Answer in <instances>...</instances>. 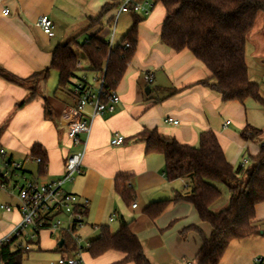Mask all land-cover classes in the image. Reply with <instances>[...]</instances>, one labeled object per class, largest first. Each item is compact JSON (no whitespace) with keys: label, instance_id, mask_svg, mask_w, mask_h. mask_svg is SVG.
<instances>
[{"label":"crops","instance_id":"1","mask_svg":"<svg viewBox=\"0 0 264 264\" xmlns=\"http://www.w3.org/2000/svg\"><path fill=\"white\" fill-rule=\"evenodd\" d=\"M112 1H116V5L103 16L100 24L90 28L89 19L97 17ZM124 2L0 0V69L21 80L31 79L50 67L52 53L58 45L78 36L81 41L95 36L117 46L133 25L134 14L120 12ZM5 9L9 10L8 15L3 14ZM138 15L142 21L138 27L136 51L114 90L120 103L114 112L92 119L89 135L81 136L85 147H72L66 136L67 120L75 105L71 90L60 88L59 74L51 70L47 80L40 79L24 86L0 76V148L5 149L9 159L21 163L26 176L32 175L31 180L38 181L62 178L68 156L85 148L84 174L64 185L65 192L88 203L84 225L77 235L92 241L98 238L101 227L115 234L123 219L140 241L150 264H185L195 260L203 237L209 238L213 229L200 220L188 202L171 203L155 219L144 213L149 205L173 200L177 193L186 192L190 182L187 179L168 181L164 157L146 154V145L138 137L146 130H156L180 144L198 147L200 135L211 131L228 162L237 168L242 156L247 155L249 159L257 156L264 144L262 138L244 140L241 131L246 126L264 130V117L253 103H249L250 99L244 103L225 102L219 93L200 83L211 76L201 61L188 50L177 52L162 43L160 33L165 17L162 5L154 6L149 13L142 10ZM41 16L53 21V37L45 35L37 26ZM258 43L261 44L258 56L263 57L264 16L259 14L248 36L246 62L248 45L254 46L256 54ZM88 70V63L79 59L74 80L85 78L93 90H98L99 75L92 71L86 73ZM145 75H150L151 83L144 81ZM33 86L36 95L20 107L30 97ZM92 112L93 108L88 106L84 114L89 118ZM169 118L177 120L178 125L168 123ZM115 134L123 136L125 141L112 146L110 140ZM36 144L47 154L44 177L39 176V164L31 156ZM118 176L130 177L129 186L135 194L131 205H127L115 189ZM2 205L12 210L2 209ZM261 205L264 203L256 207L257 222L262 217L258 213ZM18 206V192L12 184L0 190V239L10 235L19 225ZM45 232L47 247L44 249L54 247L55 236L63 239L66 234L41 231L34 247L41 249L40 235ZM66 244L67 256L61 259L75 256L73 244L68 240ZM124 258L125 254L118 251H108L98 257L84 252L79 264H115Z\"/></svg>","mask_w":264,"mask_h":264},{"label":"trees","instance_id":"2","mask_svg":"<svg viewBox=\"0 0 264 264\" xmlns=\"http://www.w3.org/2000/svg\"><path fill=\"white\" fill-rule=\"evenodd\" d=\"M149 2L151 8L162 5L165 17L161 28V41L174 51L188 50L201 61L211 76L200 82L222 96L225 102L244 103L253 99L264 107V97L260 86L251 81L246 62L248 36L252 32L257 15L264 13V0H135ZM116 5V1L106 4L101 13L90 18V28L100 24L103 16ZM133 25L121 42L113 47L95 36L81 41L80 36L58 45L52 53L50 67L28 80L16 78L0 69V76L14 84L24 86L38 80H47L51 70L59 74L60 88H67L76 78L79 70L80 50L87 60L89 70L103 77V91H114L122 80L130 64L138 40V27L142 18L133 13ZM130 43L131 49H124ZM36 95L34 86L24 106ZM246 141L264 138V130L246 126L241 131ZM138 140L146 145V154H160L165 160V175L168 181L187 179V191L177 193L173 200L149 205L144 213L150 218L159 217L171 203L188 202L193 205L200 220L209 224L213 232L209 238L203 237L202 246L191 264H220L230 244L248 238L259 232L256 221V207L264 203V144L260 153L249 159L247 166L234 168L227 160L216 135L203 132L198 147L178 143L162 136L158 131H144ZM33 159H40L38 174L44 177L47 168L46 151L38 144L31 151ZM130 177L118 176L115 189L122 200L131 205L134 191L129 186ZM231 182L229 206L220 212H213L212 205L222 196L215 183ZM9 187L10 181L4 180ZM43 231H46L44 229ZM73 241H72V240ZM61 250L68 242L77 244L72 234L66 233ZM35 243L33 244V246ZM31 249L13 248L8 244L3 250L5 264H22ZM108 251H118L125 258L115 264H150L144 255L138 238L130 230L129 223L121 220L117 233L112 234L107 227H101L98 238L91 241L87 250L92 257Z\"/></svg>","mask_w":264,"mask_h":264},{"label":"built area","instance_id":"3","mask_svg":"<svg viewBox=\"0 0 264 264\" xmlns=\"http://www.w3.org/2000/svg\"><path fill=\"white\" fill-rule=\"evenodd\" d=\"M151 4L149 2H137L135 0H125L120 8V12L140 13L142 10L149 13ZM4 15L9 14V10L3 11ZM37 26L42 29L48 37L54 36V24L48 16H41L37 21ZM112 46V43H109ZM124 49H131L130 43H126ZM146 83H151L150 75L144 76ZM99 89L93 90L85 78L75 81L71 88V95L75 108L70 112L67 120L66 136L70 140L72 147L86 145L81 136H88L91 129L92 119L96 116H103L112 113L120 103L119 95L116 91L106 93L103 91V77L99 76ZM93 108L92 116H85V109ZM168 123L178 125V121L169 118ZM229 122H227L228 124ZM125 138L115 134L110 144L117 146L122 144ZM85 148L68 156L66 161V171L62 178L49 181L30 180L25 173L21 172V163L9 159L5 149L0 148V190L8 187L4 180L10 181L13 188L17 189L21 221L10 235L0 239V264L3 261V250L11 244L13 248L25 249L29 251L38 240V236L44 229L51 232H64L72 234L77 244V253L68 259H60L59 264H79L81 254L87 252L91 247V241H85L77 235V231L84 225V211L87 201L81 202L80 198L64 191V185L72 182L76 176L84 174L83 159ZM37 163L40 159H33ZM249 164V159H245L242 166ZM136 207V204H132ZM2 209L11 211L9 206L2 205ZM191 264V262L185 263ZM253 264H264V257L255 258Z\"/></svg>","mask_w":264,"mask_h":264},{"label":"rangeland","instance_id":"4","mask_svg":"<svg viewBox=\"0 0 264 264\" xmlns=\"http://www.w3.org/2000/svg\"><path fill=\"white\" fill-rule=\"evenodd\" d=\"M259 15L264 16V13L260 12ZM260 50H261L260 43L257 44L256 54H255L254 46L252 44H249L247 47V62H248L250 79L251 81L257 83L260 86L261 95L264 97V62L263 63L261 62V61H264V53H263V57H259L261 55ZM75 52L80 60L87 62L84 54L80 50L76 49ZM253 52H254V55L252 54ZM89 71L90 70H88V72L87 71L85 72L90 73ZM71 84L67 87L68 90H71L73 86V85L71 86ZM249 103L251 104L253 103L252 105H254L257 109H259L261 113H263L261 114V117H264V107L263 106L256 103L252 99L249 100ZM251 112L252 111H250V114L252 116H255V114H252ZM245 159H249V157L247 155L242 156L240 159V162L238 163L236 167H238L239 165H242ZM21 172L23 171L21 170ZM27 177L30 180L32 179V175H28ZM215 185L219 188V190L222 193V196L220 197V199L214 204V206H212V211L217 213V212L224 210L225 208L229 206V202L231 199L229 185H233V183L231 182L215 183ZM258 213H259V216H262L261 220L258 221V226L260 228L259 232L248 238L233 241L230 244L228 250L226 251L220 264H253L255 258L264 257V205H261L258 208ZM46 235H47V232L41 233L40 235V241H41L40 248L41 249L37 248L36 246L35 248L33 246L32 249L34 250L28 254V256L23 260L22 264H59V260L62 257L65 258L67 256V254L65 253L66 251L64 249L61 250L58 246V242L61 240V238L58 236L54 237L57 240L54 242L53 248L44 249L45 247H47ZM50 239H53V238H50Z\"/></svg>","mask_w":264,"mask_h":264},{"label":"water","instance_id":"5","mask_svg":"<svg viewBox=\"0 0 264 264\" xmlns=\"http://www.w3.org/2000/svg\"><path fill=\"white\" fill-rule=\"evenodd\" d=\"M63 243H64V240L61 239V240L59 241V243H58L59 247H61V246L63 245Z\"/></svg>","mask_w":264,"mask_h":264}]
</instances>
